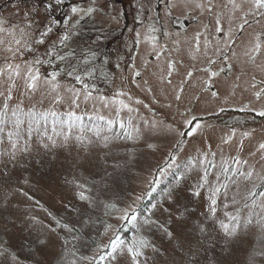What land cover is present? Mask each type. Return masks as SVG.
<instances>
[{"label": "rangeland", "instance_id": "374dc122", "mask_svg": "<svg viewBox=\"0 0 264 264\" xmlns=\"http://www.w3.org/2000/svg\"><path fill=\"white\" fill-rule=\"evenodd\" d=\"M9 63L20 74L0 72V264H264L256 0H0Z\"/></svg>", "mask_w": 264, "mask_h": 264}, {"label": "snow or ice", "instance_id": "6c2138e0", "mask_svg": "<svg viewBox=\"0 0 264 264\" xmlns=\"http://www.w3.org/2000/svg\"><path fill=\"white\" fill-rule=\"evenodd\" d=\"M256 3H257V5H259V6H261V7H264V0H256ZM72 11H73V12H76L77 9L74 8ZM88 11L90 12L91 9H88ZM29 27H31V25H29ZM220 30H221L220 28H217V31H220ZM51 31H52V29H51L50 27L47 28L45 31H42V32L39 33V37H40V38H38V39H34V40H32V39L29 38V39H27V40H24L22 46L24 47L25 50H27V51H32L31 44L34 43V44H38V45H43V44L46 42L44 38L47 37ZM24 35H25L24 30L21 29V37L23 38ZM66 39H68V37H67L66 35H65V36H62V37L60 38V41H59V42L62 44V43L64 42V40H66ZM15 43H16L17 45H21L22 41H21L20 39H18V40L15 41ZM256 47H257V49H259V45H257ZM8 50H9V51H12L11 48H9ZM48 54L51 55V50H49ZM35 62H36V63H39L40 60L37 59ZM19 67H20L19 65H15V67H13V65H12L11 63H9V64L7 65V67H6L5 69H3V70H0V72L8 71L10 75H11L12 73H15V75H19V74H20V72H19ZM169 67L171 68L172 66L169 65ZM31 71H32V69L29 68V72H31ZM190 74H191V73H189V75H190ZM37 79H38V76H36V75H31L30 78H29V81H30V82H29V84H28V87H29V88H34V86H35L34 82H35ZM53 79H55V76H53ZM77 79H79V77H77ZM7 99H11V93H10V92H9V95L7 96ZM6 106H7V105H5V107H6ZM125 107H127V106H125ZM260 114H261V115H264V113H260ZM260 147H261L262 149H264V144H261ZM217 191H218V189H217ZM214 194H215V193H214ZM262 195H264V193H262ZM82 198H83V197H82ZM213 204H215V200H213ZM211 211H212V212H215V208H211ZM133 219H135V217H133ZM147 222H148V221H145V223H147ZM222 227H223L226 231L228 230V225L225 224V225H222ZM234 230H235V229L233 228V231H234ZM119 239H120V238L117 236L115 240L111 241V243H112V245H113V250H115V247H116V245H117V241H118ZM147 246H148L147 241H145V240L142 239V240L139 241L138 246L129 247V248H128V251H129L130 253H132L134 257H136V256L141 255L140 248H141V247H147Z\"/></svg>", "mask_w": 264, "mask_h": 264}, {"label": "trees", "instance_id": "16d2710c", "mask_svg": "<svg viewBox=\"0 0 264 264\" xmlns=\"http://www.w3.org/2000/svg\"><path fill=\"white\" fill-rule=\"evenodd\" d=\"M58 3H60V1H58ZM68 5V3L67 2H65L64 3V5H63V8H65L66 6ZM62 13H65L66 14V16L69 14V12L68 11H62ZM85 32H86V38L87 39H91V38H93L94 37V35H97V36H102L101 35V33L100 32H98L97 34H96V32L94 31V30H92L91 29V31H87V29L85 30ZM63 60H65V59H63L62 58V56H59V55H52L51 57H50V59H49V64H53V67H55L56 66V63H57V61H62V63H61V66L63 65V63H64V61ZM61 74V73H60ZM35 119L37 120V121H39V118L38 117H35ZM90 120H93V119H90ZM14 122H18V121H21L22 122V118H21V116L16 112V114H15V116H14V120H13ZM47 123V122H46ZM52 123H54V121L52 122ZM92 123H93V121H92ZM35 128H36V126H40V124H32ZM44 125V123L42 124V126ZM53 127V129L55 130V131H58V130H56V128L58 129L60 126H58V125H52ZM85 127H90V125H88V124H86L85 123V120H83V122L82 123H80V128H85ZM37 129H39L38 127L36 128V131H37ZM87 130H89V129H87ZM24 134H25V132H24V130H23V128L21 127V125H18L17 126V129L14 131V133L11 135V136H13V138L14 139H16V140H22L23 139V136H24ZM128 232H130V229H128L127 230Z\"/></svg>", "mask_w": 264, "mask_h": 264}]
</instances>
